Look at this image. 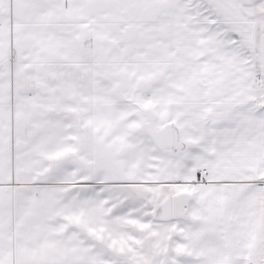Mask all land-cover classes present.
I'll return each instance as SVG.
<instances>
[{
  "label": "snow or ice",
  "instance_id": "obj_1",
  "mask_svg": "<svg viewBox=\"0 0 264 264\" xmlns=\"http://www.w3.org/2000/svg\"><path fill=\"white\" fill-rule=\"evenodd\" d=\"M0 264H264V0H0Z\"/></svg>",
  "mask_w": 264,
  "mask_h": 264
}]
</instances>
